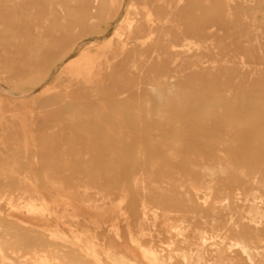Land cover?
I'll list each match as a JSON object with an SVG mask.
<instances>
[{"label": "bare ground", "instance_id": "1", "mask_svg": "<svg viewBox=\"0 0 264 264\" xmlns=\"http://www.w3.org/2000/svg\"><path fill=\"white\" fill-rule=\"evenodd\" d=\"M102 2L48 0L43 8L38 0H0V19L21 29L16 39L32 31L28 34L45 45L38 69L53 79L65 75L68 91L84 93L102 85L103 75L121 64L110 74L144 82L150 97L133 94L131 104L124 96L117 98L110 104L117 111H106L101 119L79 116L93 130L84 138L70 133L69 148L56 154L69 161L60 159L65 166L55 169V158L40 157L51 174L41 184L33 175L27 199L21 201L26 203L21 209L35 215L38 230L0 222V264H176L174 259L181 264H264V0H109L111 23L91 36ZM188 18L191 30L184 27ZM12 50L0 58H13ZM154 65L157 72L182 69V75L159 79L151 71ZM17 76L0 78V142L12 135L17 122L22 129L34 124L30 112L2 114L3 105L10 111L17 107L4 94ZM44 85L21 92L19 107ZM61 118L48 123L60 125ZM65 122V128L75 123L71 117ZM118 126L127 132L111 136L116 145L101 152L106 144L97 143V135ZM20 140L26 148L24 129ZM83 150L92 158L80 157ZM163 154L168 161L162 164ZM217 155L222 162L210 164ZM177 161L183 170L175 178L171 170ZM74 165L88 175L80 176ZM229 171L231 181L209 185L216 173ZM192 177L200 183L182 191ZM26 178L16 185L24 186ZM8 183L4 180L0 188ZM41 189H51L48 202ZM111 193L119 199L116 209L123 206L121 227L105 219ZM154 233L165 235L166 247H158ZM111 234L131 246L108 238ZM25 242L43 249L30 257L19 255L15 248Z\"/></svg>", "mask_w": 264, "mask_h": 264}, {"label": "rangeland", "instance_id": "2", "mask_svg": "<svg viewBox=\"0 0 264 264\" xmlns=\"http://www.w3.org/2000/svg\"><path fill=\"white\" fill-rule=\"evenodd\" d=\"M38 3L40 4L41 7L44 8L46 7L48 0H38ZM108 4H109V0H103L101 5L102 9L99 11L98 17L94 20V23L90 28V32H92L91 36H93L94 35L93 33H95L96 31L102 30L107 25L108 26L110 25L114 10L109 12L106 9ZM120 15L122 16V13H120ZM2 19L3 18L0 19V54L9 52L10 50H12L9 46H12L14 48V50H12L14 56L13 58H8V57L0 58V78H5L9 75L16 73L18 74V76L14 78L8 86H6L4 93L11 98L10 100L13 101V106H17V107H13L12 111H10L7 105H3L1 108L2 114L4 117L7 118L14 112H18L20 114H23L24 112H28V113L30 112L31 115L34 117L33 119L34 124H27L26 126L28 128L26 126H25L26 129L25 127L23 128L24 131L28 134V145L26 146V148L23 147L22 142L20 140L23 129L22 126L20 125L21 123L19 122L16 123V127H14L16 129L15 130L13 129L12 135L11 133L7 132L8 134L5 135L6 139L4 138L0 142V183L4 182V180L6 182L7 181L9 182L8 186H6L5 188L4 186L3 188L2 187L0 188V222L13 223L16 226L23 228L24 230L30 228L34 230H38L37 225L39 222L35 220L36 218L35 215L31 214L30 212H26V210L23 208L21 209V207L26 206V203L25 202L22 203L21 201L22 200L25 201L27 199V195H28L27 191L29 190V186L31 185V180L33 175H35L38 178L37 179L38 183L41 184L45 181L46 177L51 174L50 173L51 170H49V164L41 162L40 157L42 156L45 158L51 157L52 159L55 158L54 160H56V162H52V165L56 166V168L54 167L55 169L61 168L60 165L65 166L64 164L68 163L69 161L68 162L65 161L63 159L64 156L59 157L56 154L58 150H60L61 148L64 150L69 148L68 147L70 144L69 141H71L70 133H73L77 136H80L81 138H84L86 136V133L93 130L92 125H90L89 122L88 123H82L81 121L79 122L77 120L79 116L81 117V119L85 118L87 120L89 116H95V118L101 119L104 117L103 114L106 111H111V112L117 111L118 109L117 107H111L110 105L111 103H115L114 101H116L117 98L124 96L125 99L127 98L126 100L128 101V103L131 104L134 101L133 100L134 97H130V96H132L133 94H139L142 97L141 99H145L149 97V93L148 91H145L146 84L144 82L139 83L125 78L119 79L118 77L116 78L115 76H113L114 73L110 74L112 72H115L117 69L121 68L120 66L121 64L113 66L112 71L110 70L109 73L106 72V74L103 75V79H105L104 80L105 82H103L102 85H96L94 88L84 93H75L74 91L72 92L68 91L66 89L67 77L65 75H62L58 79H53V78H49L50 77L49 75L47 76L46 74H43V71H40L38 69V66L39 68H41L42 66V60L39 56L42 53V47H44L45 45H42L40 41L35 39L33 36L31 37L29 35L30 32H32L30 29L28 30L29 34L24 32L21 39H16L21 29H17L12 26H9L8 23L4 22ZM188 19L189 20H187V23L184 27L191 30L193 27V20L190 18ZM111 27L112 26H110V28ZM188 38L191 39L192 37L189 35ZM190 42L191 41L188 40V43ZM52 45L53 44H51V46ZM155 68L156 67L154 65L151 71H154ZM180 70L182 69H178V70L173 69L172 71H168V72H161V71L157 72L155 70L154 72H156L155 75L159 79L169 78L170 80L173 81L179 75H182V73L180 74L181 72ZM39 82H46V85H44L42 89L37 90V92L31 98H26L24 104L20 108L18 104L21 100L22 101L24 100L23 99L24 96H22L23 93L21 92L32 89ZM119 92H123V94L121 96H116L118 95ZM0 99L3 98L0 97ZM75 104L77 106H75ZM133 107L134 106H130V108ZM37 111H41L43 113L40 116H37L36 115ZM115 115L113 117L115 118L117 117V119H120L119 118L120 116L117 115V113H115ZM59 116L62 117L60 119L61 126L58 123L55 125L48 123ZM70 117L73 118L75 122L74 126L71 127L67 126L65 128L66 126L65 121ZM47 126L49 127L47 128ZM57 130L59 134L57 133ZM42 132L44 133L42 134ZM125 132H127V129L121 126L111 127L107 133L103 130L100 131V133L97 135L99 139V141L97 140V143H101L102 141L103 143L106 144L104 146H101L100 148L101 152L102 151L107 152V148H111V147L113 148V146L116 145L117 141H115V139H112L111 136L112 137L120 136L121 134L122 135L125 134ZM13 134H16L18 138H12L11 136H13ZM60 136H62L61 141L58 140V137ZM218 147L221 150L229 148L226 147V145H218ZM8 150L13 152V156L8 154V153H12L9 152ZM217 156H216V160H214V162H211L210 164L213 163V165L215 164L217 165V163L222 162L221 156L218 157ZM65 157L68 159V156ZM80 157H82L83 159L86 158V160L92 158L90 153H87V151L85 150H83ZM70 158H74V155L71 156ZM60 159L61 160L63 159L65 163L63 164ZM161 159H162V164L168 161V157L164 154L161 156ZM103 160L106 163L107 156L104 157ZM239 164L243 165L244 163H239ZM57 166L59 167L57 168ZM68 166H70V163L68 164ZM245 166L248 167V165ZM72 168L74 169L76 168L77 172L80 173V176L88 175V173H85L78 166L74 165ZM182 170L183 167L181 165V161H177L176 164L174 165V169L171 170V172L173 173L172 176L176 178L177 174L181 173ZM67 173L70 175L72 174V172H67ZM22 176H27L26 178L27 181L24 184V186L18 187L16 185L17 180ZM192 178L193 180H188V181L185 180V182H183L182 185L184 187L182 188V191H191L190 184L194 181L195 183L199 182L196 177H192ZM225 179H228L230 181L233 179L230 171L224 175H218L216 173L215 182L209 185L218 187L224 183ZM42 192H44L45 194L47 193L46 190L41 189L40 193ZM200 192H203V189H201ZM262 194L264 198V192H262ZM48 195L49 196L51 195V189L48 190V193L45 196L47 202L49 201ZM19 196H21L22 199L18 200ZM105 202H106L105 219L107 221V224L114 223L117 224L119 227L123 223L121 217L123 206L120 205L121 210L119 208L116 209L115 206L119 202L117 194L111 193V195L107 197ZM35 204L36 207L40 206L39 205L40 203L38 201L35 202ZM52 206L53 205H51L50 207ZM125 211L127 212L126 216L128 217V214L131 215L133 210L129 209ZM175 224H178V222ZM153 236L158 247L167 246L166 244L167 240H165V235L154 233ZM108 238H111L113 240L116 237L111 234L109 235ZM44 241H45L44 243L47 242L46 244L51 243L49 239L47 240L45 239ZM116 242H118L119 244L122 243L123 245L126 246H131L130 243L125 244L120 239H118ZM18 248L20 249L18 251L19 255H26L30 257L33 256V254L38 253L41 249H43V246L41 247L39 246V244L34 242L33 243L25 242L22 243L20 247H17L15 249ZM135 254L137 256V259L141 258L138 252H136ZM173 261L176 264H181L179 260L174 259Z\"/></svg>", "mask_w": 264, "mask_h": 264}]
</instances>
